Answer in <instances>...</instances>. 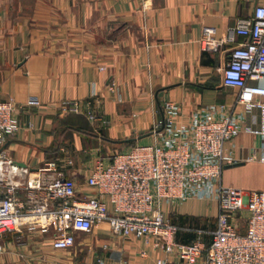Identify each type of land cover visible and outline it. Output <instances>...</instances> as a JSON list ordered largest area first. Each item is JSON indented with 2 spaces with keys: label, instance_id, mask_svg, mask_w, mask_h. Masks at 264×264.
Returning <instances> with one entry per match:
<instances>
[{
  "label": "crops",
  "instance_id": "crops-1",
  "mask_svg": "<svg viewBox=\"0 0 264 264\" xmlns=\"http://www.w3.org/2000/svg\"><path fill=\"white\" fill-rule=\"evenodd\" d=\"M261 2L0 0V98L14 99L19 122L2 144L5 153L27 166L29 175L61 170L81 195L92 191L84 179L98 158L157 138L152 127L163 116L164 99L179 103L177 119L213 104L241 112L238 87L223 83L222 66L246 35L236 32L230 40L227 33ZM205 26L214 28L217 40L210 48L200 43ZM258 81L264 83V77ZM29 96L39 103H26ZM89 98L93 117L86 110H59L62 99ZM253 113L256 120L249 114L246 120L257 125L258 109ZM260 142L258 134L245 130L225 141V149L241 163L223 166L224 184L264 190V162L249 158ZM17 196L26 200L23 185ZM191 199L209 198H188L176 211L206 214L212 209L216 215L215 199ZM94 228L87 246L86 232L93 228L74 231V242L65 249L52 248L48 236L37 231H4L0 264L20 259L30 264H147L168 255L144 237L114 234L105 223Z\"/></svg>",
  "mask_w": 264,
  "mask_h": 264
},
{
  "label": "built area",
  "instance_id": "built-area-1",
  "mask_svg": "<svg viewBox=\"0 0 264 264\" xmlns=\"http://www.w3.org/2000/svg\"><path fill=\"white\" fill-rule=\"evenodd\" d=\"M213 32V27H204L203 48L217 44ZM236 32L246 38L231 47L222 81L238 87L236 101L243 110L228 111L224 104H213L193 110L186 120L177 119L179 103L164 99L163 116L152 127L157 138L98 158L84 179L90 193L79 195L74 179L59 169L52 175H29L27 166L7 156L2 144L19 126L14 115L17 105L10 96L0 98V234L37 231L48 236L52 248L65 249L73 244L74 231L105 223L114 234L144 237L168 254L147 264H264V190L222 182L224 164L235 160L225 141L240 131L260 136L259 151L254 149L249 158L264 162V83L258 81L264 77L263 2L256 3L250 15L239 17L228 28L227 38L233 40ZM26 103L38 104L39 99L29 96ZM58 107L95 116L90 98L62 99ZM254 108L257 125L246 120V114L256 120ZM20 185L26 200L17 196ZM191 197L217 201L208 244L200 236L177 240L178 225L165 211V205ZM237 217L245 219L243 227ZM15 264L30 263L20 259Z\"/></svg>",
  "mask_w": 264,
  "mask_h": 264
},
{
  "label": "trees",
  "instance_id": "trees-1",
  "mask_svg": "<svg viewBox=\"0 0 264 264\" xmlns=\"http://www.w3.org/2000/svg\"><path fill=\"white\" fill-rule=\"evenodd\" d=\"M170 220L178 225L177 233H176V239L181 241H191L195 237H197V230L196 228H201L202 232L199 234L201 239L205 241L206 244H208L212 239V233L210 231H207L205 228L209 224L211 225V229L214 228L216 224V218L213 222H209L206 218H203L199 215H189L186 213H181L178 211H173L171 215H169ZM189 223L194 227L191 228H185L184 224Z\"/></svg>",
  "mask_w": 264,
  "mask_h": 264
},
{
  "label": "rangeland",
  "instance_id": "rangeland-1",
  "mask_svg": "<svg viewBox=\"0 0 264 264\" xmlns=\"http://www.w3.org/2000/svg\"><path fill=\"white\" fill-rule=\"evenodd\" d=\"M30 175H32V173L30 174ZM191 200H194V201H196V202H202V201H210L211 199H191ZM181 204V202L180 203H176L175 205H172V206H169V205H166V208H165V211H166V213L168 214V215H171V213L173 212V211H176V207L178 206V205H180ZM186 213V212H185ZM186 214H189V215H199V216H201V217H203V218H206L207 220H208V223L209 222H213L214 223V220H215V218H216V215H214V211L212 210V209H210V210H208V213H206V214H198V213H186ZM236 220H237V222H238V224L240 225V226H242L243 227V225H244V223H245V219L243 218V217H237L236 218ZM184 227L185 228H191V227H194V226H192L191 224H189V223H185L184 224ZM211 225H207L206 226V230L207 231H209V230H211ZM195 228V227H194ZM96 229L97 228H93V229H91L90 231H88V232H86V235L87 236H85V240H88V242L86 241V242H84V244L87 246L89 243H91V234L92 233H95L96 232ZM199 229H201V228H196V230H197V235L199 236V234H201V232L202 231H199ZM202 230V229H201ZM82 232V231H81ZM176 233H177V231L175 232V238H176ZM178 240V239H177ZM181 241V240H180ZM106 245H104V247H105ZM108 246V245H107Z\"/></svg>",
  "mask_w": 264,
  "mask_h": 264
},
{
  "label": "water",
  "instance_id": "water-1",
  "mask_svg": "<svg viewBox=\"0 0 264 264\" xmlns=\"http://www.w3.org/2000/svg\"><path fill=\"white\" fill-rule=\"evenodd\" d=\"M19 163L21 164V162H19ZM239 163H241V161L235 160L232 162L225 163L224 166H230V165H235V164H239Z\"/></svg>",
  "mask_w": 264,
  "mask_h": 264
}]
</instances>
